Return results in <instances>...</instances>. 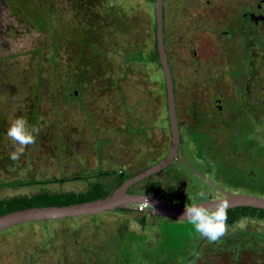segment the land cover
<instances>
[{
    "label": "rangeland",
    "instance_id": "obj_1",
    "mask_svg": "<svg viewBox=\"0 0 264 264\" xmlns=\"http://www.w3.org/2000/svg\"><path fill=\"white\" fill-rule=\"evenodd\" d=\"M154 41V6L147 0H0V199L84 191L95 180L108 189L119 177H130L166 154V91L161 67L151 62ZM177 54L176 66L178 59L187 61L185 52ZM171 73L177 157L181 151L221 189L264 192L230 180L238 178L234 167L244 168L249 155L251 168L264 159V141L260 136L254 140L248 117L223 115L220 125L207 120L202 89L195 86L190 95L185 86L186 68ZM260 93L257 89L258 98ZM15 116H24L38 132L12 161L9 154L19 145L6 132ZM253 119L259 127L264 112ZM208 125L219 126L218 132ZM148 180L173 186L168 202L179 207L181 193L188 201L199 191L205 193L203 200L219 196L183 161H173ZM150 216L142 222L136 213L115 210L27 222L6 229L3 246L28 250L33 264H223L221 256L227 264H251L256 261L237 257L264 255V218L226 223L224 234L212 241L194 233L186 221Z\"/></svg>",
    "mask_w": 264,
    "mask_h": 264
},
{
    "label": "flooded vegetation",
    "instance_id": "obj_2",
    "mask_svg": "<svg viewBox=\"0 0 264 264\" xmlns=\"http://www.w3.org/2000/svg\"><path fill=\"white\" fill-rule=\"evenodd\" d=\"M147 1L155 6V0ZM162 22L163 44L170 71L176 75L181 71L182 66L186 68L188 75L185 86L187 89L190 88V95L196 92L191 90L195 86L202 89L204 95L202 106L209 118L207 120H216L220 125L223 115L243 114L251 121L249 129L250 132H254V140L260 136L264 141V123L258 127L253 119L264 112V0H162ZM175 31L178 33L176 34ZM98 36L97 32L93 44L95 53ZM178 51L185 52L188 59L176 60L179 65L176 66L174 59L177 58ZM158 64L160 65L159 57ZM231 71L236 74L234 78L230 75ZM111 84L109 80L110 89ZM257 89L261 90L260 98ZM204 92L207 94L205 95ZM189 99L195 101L196 98L191 96ZM211 126L213 125L209 128ZM210 129L217 131L219 126ZM262 145L264 149V144ZM177 153L173 161H182L181 156L177 157ZM247 160L244 168L234 167L233 172L236 171L238 178L230 180L249 187L257 185L260 190H264V159L254 161L256 164L253 168H251L252 155H249ZM243 171L245 177L239 178V174ZM228 177L230 178V175H227L226 181ZM218 178L223 180L224 174L219 172ZM140 182L132 185L128 192L154 195ZM214 190L219 196L210 199L224 197L221 192ZM256 196L264 197V192H259ZM131 211V214H135L134 210ZM5 230L0 231V264H33V256L28 250L22 252L21 248L15 247L11 251L7 246H3L9 234ZM245 257L237 258L256 261L250 262L251 264L264 262L261 251ZM218 259L223 264H227L224 256Z\"/></svg>",
    "mask_w": 264,
    "mask_h": 264
},
{
    "label": "water",
    "instance_id": "obj_3",
    "mask_svg": "<svg viewBox=\"0 0 264 264\" xmlns=\"http://www.w3.org/2000/svg\"><path fill=\"white\" fill-rule=\"evenodd\" d=\"M154 16L156 47L165 82L170 130V145L167 153L158 162L123 180L119 186L102 198L61 206L48 205L27 207L0 215V231L27 222H45L63 218H75L119 209L135 211L137 210V204L146 205L144 211L150 213L151 219L158 216L159 218L167 217L177 221H184L180 219L183 217L185 206L179 207L173 205L157 195H144L128 192V189L135 183H138L169 166V164L176 158L180 141L173 80L163 44L162 0H155ZM180 154L182 161L192 172L200 176L210 186L224 195V197L218 199L202 200L201 203L209 207H215L217 203L222 202L227 205V210L238 207H250L264 210V197L245 193H231L221 189L208 178L196 171L181 151Z\"/></svg>",
    "mask_w": 264,
    "mask_h": 264
},
{
    "label": "trees",
    "instance_id": "obj_4",
    "mask_svg": "<svg viewBox=\"0 0 264 264\" xmlns=\"http://www.w3.org/2000/svg\"><path fill=\"white\" fill-rule=\"evenodd\" d=\"M156 49L157 47H156V39H155L154 48L151 56V62L158 64V56ZM125 179L119 177L117 183H115L113 186L109 187L108 189L105 188L102 183L95 180L93 182H90L88 184L87 189L84 191H68V192H58V193L38 192L28 195H16L6 199H0V215L27 207L48 206V205L61 206V205H68V204L91 201L98 198H102L107 194H109L114 188L119 186L121 182ZM140 183H142L144 188L152 191V194L160 196L167 201L172 200L173 198L174 195L173 186L163 187L162 183L159 180L149 181L148 178ZM179 200L181 201L183 207L185 206V204L189 203L185 193L180 194ZM119 211L132 213L131 210H127V209H119ZM133 213H139L138 216L140 217L138 218L142 222L144 220V215L148 214L146 212L138 211V210H135ZM254 216L259 218H264V210L250 208V207L233 208L227 210L226 223L231 224L241 217H254Z\"/></svg>",
    "mask_w": 264,
    "mask_h": 264
},
{
    "label": "clouds",
    "instance_id": "obj_5",
    "mask_svg": "<svg viewBox=\"0 0 264 264\" xmlns=\"http://www.w3.org/2000/svg\"><path fill=\"white\" fill-rule=\"evenodd\" d=\"M38 129L29 127L24 116H15L7 128V136L12 144L19 145L17 150L9 154V159L17 161L24 151V147L35 142ZM205 196L203 191L197 192L189 198L185 204L184 214L180 220H184L194 233L209 240H216L222 236L226 229L227 205L217 203L215 207H209L201 203Z\"/></svg>",
    "mask_w": 264,
    "mask_h": 264
},
{
    "label": "built area",
    "instance_id": "obj_6",
    "mask_svg": "<svg viewBox=\"0 0 264 264\" xmlns=\"http://www.w3.org/2000/svg\"><path fill=\"white\" fill-rule=\"evenodd\" d=\"M136 207H137L138 211H144V209L146 208V205L145 204H137Z\"/></svg>",
    "mask_w": 264,
    "mask_h": 264
}]
</instances>
